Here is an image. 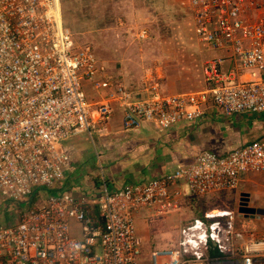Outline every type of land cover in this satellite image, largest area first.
<instances>
[{
  "label": "built area",
  "instance_id": "built-area-1",
  "mask_svg": "<svg viewBox=\"0 0 264 264\" xmlns=\"http://www.w3.org/2000/svg\"><path fill=\"white\" fill-rule=\"evenodd\" d=\"M188 5L198 42L222 56L206 63L205 90L168 95L153 75L137 87L109 75L90 46L76 44L62 0H0V216L16 215L0 224V264H141L138 213L167 215L183 199L203 203L237 190L246 174H264L261 137L202 151L193 164L119 189L102 166L92 190L75 195L66 186L69 143L94 141L117 109L122 131L135 135L264 114V0ZM211 204L182 227L175 249L153 252L150 264H264V235Z\"/></svg>",
  "mask_w": 264,
  "mask_h": 264
},
{
  "label": "rangeland",
  "instance_id": "rangeland-1",
  "mask_svg": "<svg viewBox=\"0 0 264 264\" xmlns=\"http://www.w3.org/2000/svg\"><path fill=\"white\" fill-rule=\"evenodd\" d=\"M65 1L62 10L65 9L68 21L64 22L66 27L72 29L76 44L90 46L97 59L106 66L109 75L116 81L137 87L150 75H157L162 78L168 93L195 92L203 88L202 71L211 58L206 56L208 51L198 42L194 16L189 8L188 0ZM143 30L148 32L147 39L138 37ZM89 94L92 100H99L94 92L90 91ZM118 114L116 111L112 120L118 121V126L121 127L122 121L121 118L117 120ZM236 117L241 116L220 118L217 121L223 126L229 124L233 126V120ZM111 122L108 126L112 125ZM242 129L245 128L238 125V131ZM221 133L227 134V130H222ZM114 136L103 132L96 136L94 141L83 136L68 145L71 155L77 152V156L82 161L81 164L91 167L93 174L91 178L96 186H99L101 166L103 171L106 170L100 160L102 152L107 150V154H110L112 150L116 153L120 148V151L124 149L123 141ZM112 137L117 141L111 140ZM238 137L237 135L236 138ZM223 138L222 143L219 141V144L222 145L221 149L226 151L228 149L224 147V143L233 142V133ZM119 143L121 144L118 147L114 146ZM138 145L137 141L128 143V150L125 151L131 153ZM113 147L116 148L111 150ZM85 181L86 184L81 185L82 189L72 187L70 192L75 195L82 193L84 187H89L90 182ZM210 198L212 203L215 202L211 204V208L218 213L232 212L236 215L238 225L251 224L250 227L256 237H263L264 219L257 216H244L239 212L241 199L239 190L227 191ZM192 203L194 209L191 216L194 215L193 217L199 216L200 211L208 207L205 202L204 206L199 201ZM15 217L13 213L2 214L0 224H7ZM73 228H76L75 235L79 236L77 225Z\"/></svg>",
  "mask_w": 264,
  "mask_h": 264
},
{
  "label": "crops",
  "instance_id": "crops-1",
  "mask_svg": "<svg viewBox=\"0 0 264 264\" xmlns=\"http://www.w3.org/2000/svg\"><path fill=\"white\" fill-rule=\"evenodd\" d=\"M206 50L208 51L206 56H209L211 60L222 56V53ZM202 74L204 77V85L199 91H203L207 88L204 70ZM153 77L155 80L159 79L161 88L168 95L192 93H168L164 88L162 78L157 75H153ZM117 111L119 113L117 120L121 118L122 121V112L120 109H117ZM111 123L112 125L108 126L109 128L107 127L105 134L109 136L113 134L116 139L122 140L124 149L120 151V148L118 152L115 153L112 149H115L121 143L118 145L115 144L114 146L116 147L111 148L112 151L110 154H107V150L102 152L100 160L104 165L103 167H106L104 172L111 186L117 189L122 188L126 184L165 175L172 171L178 164H193L197 155L202 151L212 150L219 153L227 152L264 137V114L241 115V117H236V119L233 120V126L230 124L223 126L215 120L213 122L204 123L198 128L179 126L164 134L156 132L151 126L144 128L140 134H126L122 131V125L121 127L118 126V121L114 122L112 120ZM238 125L245 129L239 132ZM222 130H227V134L224 133L222 135ZM232 133L233 142L227 141L224 143V147L228 150L223 151L219 141H223L222 139H224L223 137L225 135H231ZM237 135L239 136L238 139L236 138ZM114 137H112L111 140H116ZM133 141H137L139 145L135 147L133 152H126L125 150L128 148L127 144ZM71 157L73 170L69 173L66 186L69 190L72 187H76L80 190L82 189L81 185L83 186L86 184L85 180H87V183L90 182L89 187L86 186L83 189L87 191L92 190L96 184L91 178L93 177L91 176V167L81 164L82 161H80L77 156V152L72 153ZM237 190H239L241 195H249V205L251 208L264 209V174H246ZM221 199L222 198H220V200ZM182 202L183 205L181 209L167 215H150L148 212L142 211L135 216L137 232L143 241V258L141 264H150L152 253L157 250L175 249L178 246L180 230L186 223L195 218L193 217L194 215L191 216L193 214L192 209H194L192 206L193 203L186 201V199H183ZM202 202L201 204L203 206L204 202L207 205L208 203L211 204L212 198L203 199ZM197 212H199V210H197ZM172 223L175 226H173ZM249 226H251V224H249Z\"/></svg>",
  "mask_w": 264,
  "mask_h": 264
},
{
  "label": "water",
  "instance_id": "water-1",
  "mask_svg": "<svg viewBox=\"0 0 264 264\" xmlns=\"http://www.w3.org/2000/svg\"><path fill=\"white\" fill-rule=\"evenodd\" d=\"M241 205H240V208H239V212L242 214V215H245V216H257V217H264V209H255V208H251L249 207V196L247 194H242L241 195Z\"/></svg>",
  "mask_w": 264,
  "mask_h": 264
},
{
  "label": "trees",
  "instance_id": "trees-1",
  "mask_svg": "<svg viewBox=\"0 0 264 264\" xmlns=\"http://www.w3.org/2000/svg\"><path fill=\"white\" fill-rule=\"evenodd\" d=\"M65 2H66L65 0H62V6H63V7L65 6ZM63 10H64V12H63V18H64V21L67 22V21H68V20H67V19H68V16H67L66 11H65L64 8H63ZM64 14H65V15H64ZM69 29L72 30L70 27H69Z\"/></svg>",
  "mask_w": 264,
  "mask_h": 264
},
{
  "label": "flooded vegetation",
  "instance_id": "flooded-vegetation-1",
  "mask_svg": "<svg viewBox=\"0 0 264 264\" xmlns=\"http://www.w3.org/2000/svg\"><path fill=\"white\" fill-rule=\"evenodd\" d=\"M251 216V215H250Z\"/></svg>",
  "mask_w": 264,
  "mask_h": 264
}]
</instances>
